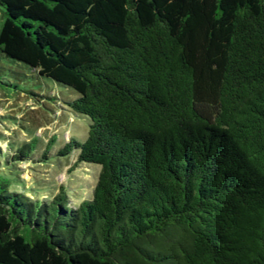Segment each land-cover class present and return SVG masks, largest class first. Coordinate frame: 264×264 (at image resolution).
<instances>
[{"label": "trees", "instance_id": "1", "mask_svg": "<svg viewBox=\"0 0 264 264\" xmlns=\"http://www.w3.org/2000/svg\"><path fill=\"white\" fill-rule=\"evenodd\" d=\"M0 9V78L29 66L89 119L54 154L0 146V264H264V0ZM69 154L100 165L80 203L11 188L19 160Z\"/></svg>", "mask_w": 264, "mask_h": 264}, {"label": "rangeland", "instance_id": "2", "mask_svg": "<svg viewBox=\"0 0 264 264\" xmlns=\"http://www.w3.org/2000/svg\"><path fill=\"white\" fill-rule=\"evenodd\" d=\"M2 12L0 9V29L4 23ZM8 63L4 64L6 79L0 78V146L3 150L15 153L21 141L37 136L41 139L36 149L38 155L52 139L55 141L46 145L54 154V150L70 137L86 139L89 131L87 115L73 112L64 102L78 95L74 89L60 86L29 66ZM39 158L17 162L23 184L15 183L11 188L25 191L31 197H45L57 194L64 186L73 204L91 195L100 165L74 163L70 154L52 155L44 161Z\"/></svg>", "mask_w": 264, "mask_h": 264}]
</instances>
